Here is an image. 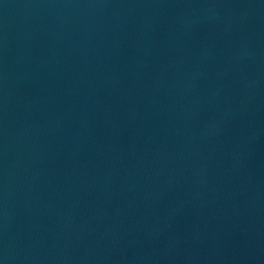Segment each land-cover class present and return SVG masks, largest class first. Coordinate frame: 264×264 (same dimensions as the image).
<instances>
[{
    "label": "water",
    "instance_id": "obj_1",
    "mask_svg": "<svg viewBox=\"0 0 264 264\" xmlns=\"http://www.w3.org/2000/svg\"><path fill=\"white\" fill-rule=\"evenodd\" d=\"M0 264H264V0H0Z\"/></svg>",
    "mask_w": 264,
    "mask_h": 264
}]
</instances>
